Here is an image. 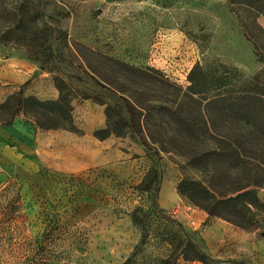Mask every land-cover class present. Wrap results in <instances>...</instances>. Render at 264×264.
<instances>
[{
	"label": "rangeland",
	"instance_id": "rangeland-1",
	"mask_svg": "<svg viewBox=\"0 0 264 264\" xmlns=\"http://www.w3.org/2000/svg\"><path fill=\"white\" fill-rule=\"evenodd\" d=\"M256 54L264 0H0V264H264L259 230L177 191L212 177L189 160L214 148L207 133L176 123L209 96L190 92V73L221 65L251 77L264 68ZM60 91L75 130L51 113L39 128L16 105L18 92L45 102ZM122 97L141 107L140 129L99 138ZM188 239L204 258L186 259Z\"/></svg>",
	"mask_w": 264,
	"mask_h": 264
},
{
	"label": "trees",
	"instance_id": "trees-1",
	"mask_svg": "<svg viewBox=\"0 0 264 264\" xmlns=\"http://www.w3.org/2000/svg\"><path fill=\"white\" fill-rule=\"evenodd\" d=\"M39 17H31L29 22L34 23ZM252 45L257 53L255 45ZM256 55L264 66V56ZM218 67L197 66L190 73V92H205L209 96L206 97L202 109L196 107L194 116L176 121L181 127L185 126L191 130L204 129L206 138L214 144L211 151L200 152L189 159L194 167H204L212 175L211 181L200 183L196 180H182L177 186V191L187 196L195 206L204 209L210 217L220 218L243 230H259L264 239V225L260 224V221L264 220V199L260 200L258 196V190L264 188V68L248 77L237 68L221 65ZM195 74L197 76H194ZM121 101L122 104L117 106L116 121L112 120L107 106L106 127L94 131L99 138L104 139L111 133H119L116 127L124 128L123 132L130 133H137L140 129L136 115L141 113V107L132 105L124 97ZM70 102L71 99L62 91L56 100L45 102L31 95L22 97L19 92L16 95V105L29 108L33 112L35 124L43 129L52 127L41 120L42 116L51 113L64 120L65 124L60 127L75 130L70 118ZM17 112L18 108H15L13 117L5 125L13 124ZM128 114L130 118L126 116ZM170 114L175 115L173 112ZM230 124L246 129L230 133L216 129ZM194 138L199 139L196 136ZM231 167L233 171L240 169L245 176L234 178L233 173L230 174ZM157 190L155 186L154 191ZM152 204L154 207L157 205L156 193ZM184 251L186 259L201 260L205 257L204 252L202 253L190 239Z\"/></svg>",
	"mask_w": 264,
	"mask_h": 264
},
{
	"label": "built area",
	"instance_id": "built-area-1",
	"mask_svg": "<svg viewBox=\"0 0 264 264\" xmlns=\"http://www.w3.org/2000/svg\"><path fill=\"white\" fill-rule=\"evenodd\" d=\"M188 209H191V207L189 206ZM189 221H190V223H191V225H192L193 227H196V228L198 227V226H197V222H196L193 218H192V219H189Z\"/></svg>",
	"mask_w": 264,
	"mask_h": 264
},
{
	"label": "crops",
	"instance_id": "crops-1",
	"mask_svg": "<svg viewBox=\"0 0 264 264\" xmlns=\"http://www.w3.org/2000/svg\"><path fill=\"white\" fill-rule=\"evenodd\" d=\"M195 218V217H194ZM195 220V219H194ZM194 263V262H193Z\"/></svg>",
	"mask_w": 264,
	"mask_h": 264
}]
</instances>
